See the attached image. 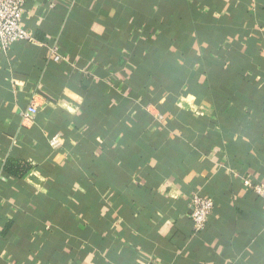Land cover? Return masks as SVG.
Here are the masks:
<instances>
[{
	"label": "crops",
	"instance_id": "obj_1",
	"mask_svg": "<svg viewBox=\"0 0 264 264\" xmlns=\"http://www.w3.org/2000/svg\"><path fill=\"white\" fill-rule=\"evenodd\" d=\"M21 22L35 42L0 48V264H264L242 182L264 183V0H25ZM193 195L214 201L198 233Z\"/></svg>",
	"mask_w": 264,
	"mask_h": 264
},
{
	"label": "built area",
	"instance_id": "obj_2",
	"mask_svg": "<svg viewBox=\"0 0 264 264\" xmlns=\"http://www.w3.org/2000/svg\"><path fill=\"white\" fill-rule=\"evenodd\" d=\"M25 0H0V48L5 51L15 41L35 42V38L21 22ZM48 58L58 63L64 57L58 52V45L48 48ZM37 107L31 101L20 112L23 123L33 120ZM243 185L252 189L264 203V183H252L247 177L242 179ZM190 220L193 233L202 231L214 209V201L210 196L193 195L189 201ZM142 264H152L150 261Z\"/></svg>",
	"mask_w": 264,
	"mask_h": 264
},
{
	"label": "trees",
	"instance_id": "obj_3",
	"mask_svg": "<svg viewBox=\"0 0 264 264\" xmlns=\"http://www.w3.org/2000/svg\"><path fill=\"white\" fill-rule=\"evenodd\" d=\"M15 169L14 170H10L11 173L19 175L22 174L25 170H27L28 166H23V165H19V164H15Z\"/></svg>",
	"mask_w": 264,
	"mask_h": 264
}]
</instances>
